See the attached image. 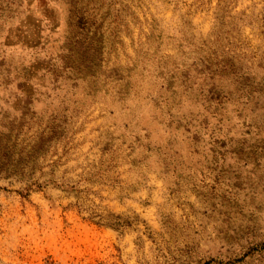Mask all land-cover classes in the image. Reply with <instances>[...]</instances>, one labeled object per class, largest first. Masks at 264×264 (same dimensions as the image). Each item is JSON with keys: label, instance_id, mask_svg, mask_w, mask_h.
<instances>
[{"label": "rangeland", "instance_id": "1", "mask_svg": "<svg viewBox=\"0 0 264 264\" xmlns=\"http://www.w3.org/2000/svg\"><path fill=\"white\" fill-rule=\"evenodd\" d=\"M0 264H264V0H0Z\"/></svg>", "mask_w": 264, "mask_h": 264}]
</instances>
